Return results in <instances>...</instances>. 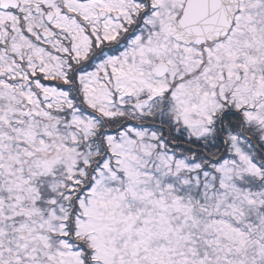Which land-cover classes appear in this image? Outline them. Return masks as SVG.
I'll use <instances>...</instances> for the list:
<instances>
[{
	"label": "snow or ice",
	"instance_id": "snow-or-ice-1",
	"mask_svg": "<svg viewBox=\"0 0 264 264\" xmlns=\"http://www.w3.org/2000/svg\"><path fill=\"white\" fill-rule=\"evenodd\" d=\"M0 264H264V0H0Z\"/></svg>",
	"mask_w": 264,
	"mask_h": 264
}]
</instances>
